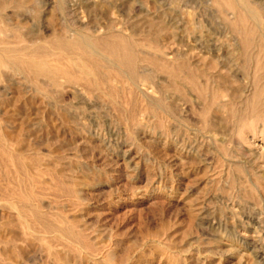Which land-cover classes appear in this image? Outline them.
I'll list each match as a JSON object with an SVG mask.
<instances>
[{
    "label": "rangeland",
    "instance_id": "1",
    "mask_svg": "<svg viewBox=\"0 0 264 264\" xmlns=\"http://www.w3.org/2000/svg\"><path fill=\"white\" fill-rule=\"evenodd\" d=\"M246 1L239 33L223 0H0V264H264V0ZM78 30L132 55L54 44Z\"/></svg>",
    "mask_w": 264,
    "mask_h": 264
},
{
    "label": "bare ground",
    "instance_id": "2",
    "mask_svg": "<svg viewBox=\"0 0 264 264\" xmlns=\"http://www.w3.org/2000/svg\"><path fill=\"white\" fill-rule=\"evenodd\" d=\"M194 0H184V5L185 6H193V3H195V2H193ZM216 1V0H215ZM220 1V0H219ZM217 2H218V0H217ZM222 2V1H221ZM223 2L225 3V6L228 8V9H231V10H233V12H234V14H235V16H234V20L232 21L231 20V22L229 23V24H232V25H236V29H238V32L239 33H244L243 31V29H242V24H241V22H242V20H243V18H244V16L246 17L247 15L249 16V15H251V14H254L255 15V13L256 12H253V8H251V6H249V3L246 1V0H223ZM220 3V2H219ZM220 5V4H219ZM196 6V5H195ZM224 6V7H225ZM112 7V6H111ZM226 8V9H227ZM256 9V8H255ZM254 9V10H255ZM233 14V15H234ZM258 14V13H257ZM248 16H247V18H248ZM257 17V16H256ZM252 18V17H251ZM255 19V18H254ZM253 19V20H254ZM257 19H258V17H257ZM256 19V20H257ZM246 20V19H245ZM248 20V19H247ZM244 24H245V22H244ZM232 27V26H231ZM234 27V26H233ZM235 28V27H234ZM244 28V27H243ZM246 28V27H245ZM235 29V30H236ZM82 30H78V37L76 36V37H74V38H76V39H73V40H71V39H68V38H65L63 35H59V36H57L56 38H55V41L53 40V42H54V44L55 45H57L58 47H60V48H63L64 50H66V51H68V50H72V49H79L80 51H82L83 53H87V54H90V55H92V51H94V50H96V49H98V50H101V49H103V50H105L106 51V53H107V51H109V53L108 54H110V52H111V55L112 56H115L114 57V59L115 58H120V56H121V54L122 53H130V51H132L133 52V48H134V45H133V43L127 38V37H125L123 34H121V33H119V32H117V31H113V32H106V33H104V34H102V35H100V36H98V37H93V36H91V35H89V34H87V33H83V32H81ZM76 33V34H77ZM246 34V33H245ZM241 35V34H240ZM244 34H242L241 36H243ZM247 35V34H246ZM245 36V35H244ZM248 42L246 41V44H247ZM248 45V44H247ZM246 46V45H245ZM97 52V51H96ZM131 52V53H132ZM130 53V54H131ZM130 54L129 55H127V56H130ZM94 56H96L95 54H93ZM124 55V54H123ZM132 55V54H131ZM125 56V55H124ZM112 60H113V57H111V56H109ZM122 58V57H121ZM131 58V57H130ZM126 59V58H125ZM117 60V59H116ZM116 60H113L114 62L116 61ZM128 60V59H127ZM131 60V59H130ZM130 60H129V62H130ZM43 61V60H42ZM41 61V62H42ZM119 61H120V59H119ZM123 62H124V58H123V60H122ZM122 61H120V62H122ZM35 62V61H34ZM112 62V61H111ZM116 62H118V60L116 61ZM125 62H127V61H125ZM37 63H38V61H37ZM37 63H35L36 64V67L37 68H40L42 71L43 70H45V73L44 74H46V75H49L50 77H52L53 76V72L55 71V73L57 72V70H53V72H51V71H49L47 68L49 67H47L46 65H47V62H46V64H44L45 62L43 61V64L41 63H39V64H37ZM30 64H32V62H30ZM122 64H124V63H122ZM130 64V63H129ZM129 64H128V66H129ZM133 64V61L131 62V65ZM83 66H85V65H83ZM32 67H34V65L32 66ZM130 68L132 67H134V66H129ZM83 68V67H82ZM34 69H36V68H34ZM39 69V71H41ZM85 69V68H84ZM37 70V69H36ZM46 70H48V71H46ZM50 70H51V68H50ZM131 70V69H130ZM38 71V72H39ZM44 72V71H43ZM43 72H42V74H43ZM131 72H133V71H131ZM89 74V73H88ZM55 75H57V74H55ZM92 76V75H91ZM54 77H56V76H54Z\"/></svg>",
    "mask_w": 264,
    "mask_h": 264
}]
</instances>
